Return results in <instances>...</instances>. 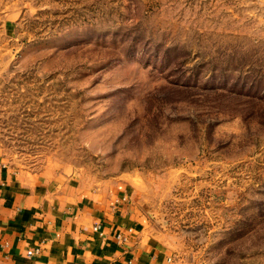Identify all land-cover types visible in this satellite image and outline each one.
Masks as SVG:
<instances>
[{
    "label": "rangeland",
    "instance_id": "374dc122",
    "mask_svg": "<svg viewBox=\"0 0 264 264\" xmlns=\"http://www.w3.org/2000/svg\"><path fill=\"white\" fill-rule=\"evenodd\" d=\"M0 165L132 194L169 264H264V0H0Z\"/></svg>",
    "mask_w": 264,
    "mask_h": 264
},
{
    "label": "crops",
    "instance_id": "0c3cea01",
    "mask_svg": "<svg viewBox=\"0 0 264 264\" xmlns=\"http://www.w3.org/2000/svg\"><path fill=\"white\" fill-rule=\"evenodd\" d=\"M78 181L0 165V264H169L132 194Z\"/></svg>",
    "mask_w": 264,
    "mask_h": 264
},
{
    "label": "built area",
    "instance_id": "2783aa9c",
    "mask_svg": "<svg viewBox=\"0 0 264 264\" xmlns=\"http://www.w3.org/2000/svg\"><path fill=\"white\" fill-rule=\"evenodd\" d=\"M92 231L95 232V233H98L100 231V225L99 224H94L92 226ZM115 239L117 240V242L119 244L126 241V237L125 236H122L121 234L116 235L115 236ZM37 252H38L37 249L34 250V251H29V252H27V255L28 256H31L33 254H36Z\"/></svg>",
    "mask_w": 264,
    "mask_h": 264
}]
</instances>
